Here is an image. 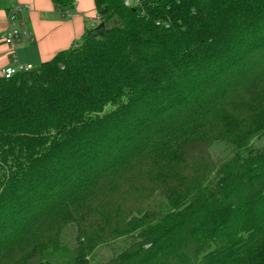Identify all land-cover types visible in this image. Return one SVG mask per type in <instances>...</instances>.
<instances>
[{"label": "trees", "instance_id": "1", "mask_svg": "<svg viewBox=\"0 0 264 264\" xmlns=\"http://www.w3.org/2000/svg\"><path fill=\"white\" fill-rule=\"evenodd\" d=\"M124 2L0 77V264H264V0Z\"/></svg>", "mask_w": 264, "mask_h": 264}, {"label": "crops", "instance_id": "2", "mask_svg": "<svg viewBox=\"0 0 264 264\" xmlns=\"http://www.w3.org/2000/svg\"><path fill=\"white\" fill-rule=\"evenodd\" d=\"M16 6L29 9L15 15L17 42L11 49L3 41V35L10 26L8 13ZM23 24L29 39L22 35ZM98 25L94 0H76L69 13L50 0H0V74L17 65L37 70L58 52L80 42L85 33Z\"/></svg>", "mask_w": 264, "mask_h": 264}, {"label": "built area", "instance_id": "3", "mask_svg": "<svg viewBox=\"0 0 264 264\" xmlns=\"http://www.w3.org/2000/svg\"><path fill=\"white\" fill-rule=\"evenodd\" d=\"M133 0H125L124 5L125 6H130ZM28 7H13L10 12L8 13V22H9V28L6 31V33L3 35V41L5 44L13 49L15 47V43L17 42V32L15 30V15L16 13H22L28 10ZM23 32L22 35L26 38L29 39V33L26 31L25 26L23 24ZM32 71L31 66H24V65H17L16 68H11L8 67L5 70H3L0 74V77L4 79H10L13 77L15 74L20 73V72H29Z\"/></svg>", "mask_w": 264, "mask_h": 264}, {"label": "rangeland", "instance_id": "4", "mask_svg": "<svg viewBox=\"0 0 264 264\" xmlns=\"http://www.w3.org/2000/svg\"><path fill=\"white\" fill-rule=\"evenodd\" d=\"M108 254H109V253H108L105 249H103V250H99V251L97 252V258H98V259H104V258H107Z\"/></svg>", "mask_w": 264, "mask_h": 264}, {"label": "water", "instance_id": "5", "mask_svg": "<svg viewBox=\"0 0 264 264\" xmlns=\"http://www.w3.org/2000/svg\"><path fill=\"white\" fill-rule=\"evenodd\" d=\"M102 28V25H98L95 29L89 31V34H93V33H98L99 34V30Z\"/></svg>", "mask_w": 264, "mask_h": 264}]
</instances>
